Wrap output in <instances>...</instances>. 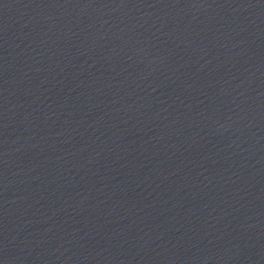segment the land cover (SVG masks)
Wrapping results in <instances>:
<instances>
[{"label":"water","instance_id":"obj_1","mask_svg":"<svg viewBox=\"0 0 264 264\" xmlns=\"http://www.w3.org/2000/svg\"><path fill=\"white\" fill-rule=\"evenodd\" d=\"M0 264H264V0H0Z\"/></svg>","mask_w":264,"mask_h":264}]
</instances>
